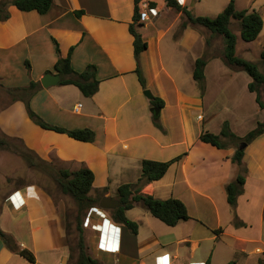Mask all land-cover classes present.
Listing matches in <instances>:
<instances>
[{"label":"crops","instance_id":"1","mask_svg":"<svg viewBox=\"0 0 264 264\" xmlns=\"http://www.w3.org/2000/svg\"><path fill=\"white\" fill-rule=\"evenodd\" d=\"M150 2L155 4L157 14L147 15L148 22L142 21L143 26L138 28L147 43V49L139 55V64L146 88L164 102L158 116L161 129L154 125L150 100L143 95L144 90L135 73L133 37L129 32L133 0H53L46 14L15 12L11 8L9 18L0 22V132L22 140L36 156L34 167L38 162L50 164L49 169L55 171L90 169L94 174L93 187L98 186L97 190L106 188L104 196L109 198L113 181L119 182L118 187L137 181L143 160L165 162L185 154L180 162L170 166L162 179L145 186L142 193L158 199L180 200L190 219L169 227L163 235L141 236L140 225L137 234L133 235L119 225V253L108 254L94 248L104 254L103 258H116L115 264H157V259L166 255L169 264H227L231 261L264 264V156L257 158L254 150L264 141V134L246 146L242 165L238 166L231 161L236 149L234 143H229L226 149H218L199 140L208 127L207 123L203 124L205 118L202 115L198 114L194 121L193 114L203 110L206 122H211L217 108L207 100L210 79L217 74L225 77L227 70L233 76L239 73L223 68L221 56L206 58L205 92L201 95L192 72L195 60L202 57L205 49L202 34L196 28L188 27L177 37L168 39L165 46H160L169 27L160 32L156 18L163 11H168L163 15L173 16V21L182 17L167 8L164 0L160 5L155 0H141L143 11ZM178 2L187 7V0ZM76 11H83V14L77 17ZM151 18L155 21L150 22ZM190 31L199 32V35L189 34ZM149 32L156 35L155 52L151 39L146 37ZM52 39L57 41L62 57L74 47L71 66L76 72L83 71L87 65L96 67L99 84L92 97H84L73 85L41 86L40 79L45 74H56L53 66L57 55ZM188 39L191 44H187ZM197 44L199 48L195 53L192 48ZM209 68L219 72H208ZM31 82L40 85L29 101L30 108L38 116L51 125L68 130L89 128L95 133L94 141H77L35 125L29 119L24 103L11 101L7 92L11 88H25ZM164 86L173 91V101H168ZM252 94L256 103L255 94ZM4 100L7 103L2 104ZM78 104L81 108L75 112L74 107ZM252 105L242 106L241 101L220 105L229 116L221 119L216 134L220 133L225 121L238 137L254 129L257 122L264 119V110L257 103ZM252 111L258 114V119L256 117L250 125ZM20 113L25 114L22 121L17 117ZM243 168L246 170L245 184L236 207L242 226L236 227L226 200L225 186L241 174ZM252 168L258 179L254 189L250 176ZM15 192L19 201L16 196L13 201L9 198ZM198 227L201 235L194 238ZM0 230L9 235L19 249L31 252L34 264L69 262L63 217L36 185L19 187L0 201ZM112 230L108 225L104 226L101 243L105 248L117 246ZM201 240L211 244L206 253L194 257V250ZM184 244L189 245V254L182 256L179 250ZM0 264L32 263L8 249L0 239Z\"/></svg>","mask_w":264,"mask_h":264},{"label":"trees","instance_id":"2","mask_svg":"<svg viewBox=\"0 0 264 264\" xmlns=\"http://www.w3.org/2000/svg\"><path fill=\"white\" fill-rule=\"evenodd\" d=\"M164 1L167 8L180 13L181 17L184 18L180 24L179 33L188 27H202L208 30L211 34L222 37L223 53L220 57L222 62L232 71H242L250 77L251 81L247 85L248 91L255 94V101L258 107L261 110H264V102L261 100V91H264V74L260 72L256 64L236 55L237 38L230 28L232 21H237L239 24L241 39L244 42L255 41L263 29V20L259 13L255 10L249 9L237 10L235 7V0H229L223 10L213 18L207 16H194L187 7L180 5L177 0ZM133 3V15L132 22L129 24V32L133 37V51L136 61L135 73L140 86L143 90H146V82L139 64V55L147 49V43L143 40L138 31V28L143 26V9L140 6L141 0H133ZM52 4L53 0H0V21H6L9 18L7 7L10 5L21 12L35 11L38 14L43 15L50 10ZM154 6L155 4L153 2L147 4V7L150 8H154ZM74 14L79 17L83 14V11H76ZM52 42L57 55V61L53 66V71L61 77V84L73 85L80 90L84 97H92L97 92L99 84V80L96 77V67L94 65H87L83 71L76 72L71 66V55L74 47H71L66 56L62 57L60 55L57 41L52 39ZM205 44L207 47L210 43L209 41H206ZM260 60L261 64L264 66V51L260 53ZM206 63L207 59L203 57L196 59L193 65L192 77L196 82L201 95L205 92L203 71ZM25 64L27 69H29V64L27 62H25ZM39 88L40 85L38 82H31L25 88H11L7 89V92L11 97V101L21 100L24 103L29 119L41 129L65 134L68 137L81 142L94 141L95 133L89 128L68 130L59 126L51 125L38 116L30 108L29 101ZM150 105L151 107L162 108L164 102L160 98L154 97V99L150 101ZM154 125L161 129L158 123V117L155 116ZM263 134L264 119L257 122L255 128L243 137H238L232 133L228 123L225 121L219 134L204 131L200 134L199 140L218 149H226L228 145H230L229 143H238L235 147L236 149L231 161L236 165L241 166L245 149H240V145L244 143L247 146ZM12 140L17 141L18 145L12 144ZM5 147L12 149V152L19 153L22 158L28 161L31 167H34V162L32 160L36 158V156L25 147L22 140L18 138H9L0 132V149ZM184 155L185 154H182L165 162L143 160L141 162L140 176L137 181L133 184H122L118 187L117 200L121 203V206L114 210H110L111 219L116 224L128 230L131 234L136 235L138 232V224L130 220L126 215V212L133 209L135 204H141L153 218L168 227H174L180 222L188 221L190 216L187 208L180 200L175 198L158 199L152 195L142 193L145 186L162 179L170 166L180 162ZM58 172L57 183L59 184L62 193L71 196L76 201L79 211L96 207L107 190L104 188V193L99 198H94L89 195L93 188L94 174L88 168H81L75 172L67 170ZM244 172H246V170L243 168L242 174H239L234 180L225 186L226 200L233 217V224L236 227L242 226V223L239 222L236 214V207L237 199L243 193V187L245 184ZM77 230L79 232L77 240L79 256L76 264H97L96 261L85 252L82 229L77 226ZM218 231L219 230L215 231V233ZM0 239L8 249L34 264V256L32 253L26 249H19V247L15 245L13 239L1 230ZM227 264H235V262L231 261Z\"/></svg>","mask_w":264,"mask_h":264},{"label":"rangeland","instance_id":"3","mask_svg":"<svg viewBox=\"0 0 264 264\" xmlns=\"http://www.w3.org/2000/svg\"><path fill=\"white\" fill-rule=\"evenodd\" d=\"M155 1L158 3V5L162 4V0H155ZM228 2L229 0H187V8L194 16H207L213 18L223 10V8L227 5ZM235 7L237 10H242V9L255 10L256 12L259 13V15L261 16L264 22V0H235ZM11 8L12 10H16L15 12H18L17 9H15L11 5L7 7V11L9 12V9ZM167 12L168 11L161 12V15L158 18H156L157 20L156 22L159 24L160 27V32H162V30H165L167 29V27H169L167 30L168 32H166L164 35L162 44H160V46L162 45V47L165 46V43L168 42V39L176 37L177 35H180L183 32L182 31L179 33V30H180V24L184 20V18L182 17L181 20L173 21V16L168 17V15L167 16L163 15L164 13L167 14ZM145 14H147V11H145ZM154 19L152 20L151 18L150 22L155 21ZM145 22H148V20ZM230 28L237 38L236 55L256 64L260 72L264 74V66L261 64V60H260V53L264 51V26L258 38L253 42H244L241 39L239 32V24L237 21H232ZM196 29L202 34L204 41L205 42L209 41L210 43L207 47L205 44V49L201 58L222 56L223 53L222 37L218 35H213L208 30L202 27H198ZM199 32L195 33V31H190L189 34L198 36ZM146 37L147 39H151L150 42H151L152 50L155 52L156 41L154 39L156 35L154 34V32H149L148 36L146 35ZM189 43L191 44V40L188 39L187 44ZM198 48L199 45L197 44L195 48H192V51L197 53ZM222 66L223 68H228L224 64ZM228 69L231 70L230 68ZM209 71L219 72L217 70L215 71L212 68H209L208 72ZM226 72L227 74L225 77H222L223 74L220 76L218 74L216 76L213 75V77L210 79V82L208 83L207 100L211 102L212 106L214 104L216 105L217 108V111H215L216 117L213 118L211 122H206L207 121L206 112H203L202 110L193 113L195 118L194 121H197L196 116L198 114L202 115L205 118L203 124L207 123L208 131L213 134L219 132L221 119L224 118L226 115H228L225 109L221 108L220 105H224V103L227 102L234 103L237 101H241L242 106L248 107L251 106L252 104H254L252 106H256L255 105L256 103L254 102L253 94L251 92L249 93V91L247 90L246 83L247 80L250 79V77L245 72L242 71H238L239 74H235V76L229 74L228 72L230 71L228 70ZM215 77L218 78V81H213L215 80ZM164 87H165V91L168 92L167 94L168 101L169 102L173 101L174 99L172 93L173 91H171V89L168 88L167 86ZM261 100L264 102L263 90L261 91ZM3 103H7V101L4 100L2 104ZM252 113L253 114L251 116L253 119L251 118L249 123L250 125L253 123L254 120H256L255 119L256 117L258 119V114L255 111H252ZM17 117H19V120L22 121L24 120L23 118H25V114L22 116V113H20L17 115ZM12 144L18 145L17 141L14 140H12ZM237 144L238 143H234V147H236ZM11 150L12 149H8L6 147L0 149V201L19 187L23 188L29 185H36V187L42 190L43 193L48 198H50L54 207H56L57 211L63 217L64 229L67 238V245L70 251L68 264H76L79 256V252L77 248V240H78L79 232L77 230V226H79L82 229L84 249L87 255L90 256L93 260H95L97 264H115L116 262L114 261L116 258L114 259L103 258L104 255L103 253H99L95 251L94 248L97 242V237H96L97 233L92 232L91 228L83 227V221L89 209L79 211L76 201L71 196L62 193L59 184L57 183V175L59 172L49 169L50 164L46 165L37 162V167H31L28 161L22 158L19 153L12 152ZM254 150L257 151V156H256L257 158H259L261 155L264 156V141H262V143L258 145L257 149ZM34 159L31 160L35 162ZM253 169L254 168H252V173L250 174L251 180L254 182L252 189L256 187L255 183L257 182L255 180H258L257 175L254 174L253 172ZM226 172H228V170ZM136 176L137 174L135 175V177ZM118 183L119 182L115 180L113 181V184L110 186L111 199L118 198V193H117ZM93 188L94 190L89 193L91 197L99 198L104 193L103 191L104 188H102L101 190H97L98 186L97 187L95 186ZM262 197L264 198V189H263ZM110 212H111L110 210L106 211V213H108L107 216H110L111 219ZM127 216L139 220L136 223L138 224V226L139 225L141 226V236L143 235L151 236V234L163 235L162 232L164 230L170 229L168 226H165L163 223L154 219L149 213H147L145 211V208L141 204L135 207L130 213L127 214ZM199 229L200 227L196 229L197 234L193 236L194 238L200 237L201 234H198ZM222 229L224 230V228ZM209 244H211V242L201 240L198 244V247L194 250L193 256L198 257L206 253L208 249L207 246ZM188 246H189L188 244H184L180 247L181 249L179 250V253L182 256L183 254L186 253L189 254Z\"/></svg>","mask_w":264,"mask_h":264},{"label":"built area","instance_id":"4","mask_svg":"<svg viewBox=\"0 0 264 264\" xmlns=\"http://www.w3.org/2000/svg\"><path fill=\"white\" fill-rule=\"evenodd\" d=\"M181 5V4H180ZM145 11H147V14H145ZM157 11L155 8L147 7V5L144 6V11L142 13V21H147L148 16H156ZM148 15V16H147ZM81 108V105L78 104L74 107V111L78 112ZM14 196H16V199L19 201V198L17 197V192L12 194L9 198L13 201ZM95 217V218H94ZM101 225H108L109 228L113 229L112 232L114 234L113 242H115V245L117 243V246L113 248H105L102 243V235L104 232V228H101ZM83 227L85 228H91L93 232L97 233V242H96V249L99 252H104L108 254H116L120 252V241H121V227L116 224L114 221L110 219L109 216L106 215L105 211L102 209H99L97 207H92L88 210L86 213V216L83 221ZM157 264H169V258L168 256H162L159 259H157ZM195 264V263H192ZM199 264V263H196ZM203 264V263H202Z\"/></svg>","mask_w":264,"mask_h":264},{"label":"water","instance_id":"5","mask_svg":"<svg viewBox=\"0 0 264 264\" xmlns=\"http://www.w3.org/2000/svg\"><path fill=\"white\" fill-rule=\"evenodd\" d=\"M62 79L58 74H51V73H47L45 74L41 79H40V84L43 88H49L51 86H57L59 84H61ZM143 95L149 99L150 101L154 99V96L152 95V93L150 92V90L146 89L143 91ZM150 112L155 116L158 117L159 116V112H160V108L158 107H152L150 109ZM246 148V144L242 143L240 145V149H245ZM98 208L102 209L104 211L107 210H114L118 207L121 206V203L117 200V199H111L107 196H103L99 203H98Z\"/></svg>","mask_w":264,"mask_h":264},{"label":"bare ground","instance_id":"6","mask_svg":"<svg viewBox=\"0 0 264 264\" xmlns=\"http://www.w3.org/2000/svg\"><path fill=\"white\" fill-rule=\"evenodd\" d=\"M104 226H105V225H104ZM104 226L101 225V228H102V227L104 228Z\"/></svg>","mask_w":264,"mask_h":264}]
</instances>
